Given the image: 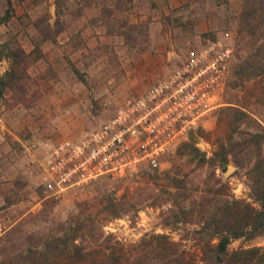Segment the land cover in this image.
Listing matches in <instances>:
<instances>
[{
	"label": "rangeland",
	"instance_id": "374dc122",
	"mask_svg": "<svg viewBox=\"0 0 264 264\" xmlns=\"http://www.w3.org/2000/svg\"><path fill=\"white\" fill-rule=\"evenodd\" d=\"M9 3L8 16L0 22V42L7 47L0 56V233L15 223L25 227L31 214L28 225L44 231L56 229L77 203L116 197L129 189L136 197L147 195L146 201L136 209L107 216L102 220L103 231L125 243L136 242L145 233L162 232L193 253L206 242V236L196 230L198 225L192 219L170 226L164 223L173 212L167 211L170 200L163 198L159 189L175 190L165 185L170 175L183 177L191 194L184 204L191 215L199 207L194 202L202 193L198 187L205 181L206 186L214 185L215 177L233 196L251 200L245 167L237 166L230 152L221 168L212 163L217 143L229 135L239 140L249 124L236 125L232 111L227 112V122L222 119L225 110H221L234 106L243 91L248 94L257 90L253 101L244 106L264 126V91L257 82L263 75L239 79L236 85L233 82L237 79L233 68L240 37L237 16L241 0ZM6 7V0H0V14ZM223 30L230 32L235 51L219 104L182 144L164 156L159 167L141 165L127 176L100 177L76 193L65 191L54 196L42 190L35 160L45 146L95 127L127 94L143 90L162 76L188 46L212 39ZM236 156L246 162L248 157L255 160L254 152ZM227 163L233 168L225 173ZM249 246L264 249V230L232 238L227 244L229 250ZM58 260V264L66 262L65 257Z\"/></svg>",
	"mask_w": 264,
	"mask_h": 264
},
{
	"label": "trees",
	"instance_id": "16d2710c",
	"mask_svg": "<svg viewBox=\"0 0 264 264\" xmlns=\"http://www.w3.org/2000/svg\"><path fill=\"white\" fill-rule=\"evenodd\" d=\"M6 2L0 22L8 16L10 3L9 0ZM237 31L240 37L235 52L233 73L237 79L233 81L234 85L240 84L239 79L264 76V0H241ZM5 47L0 42V56ZM263 76L257 79L261 91H264ZM255 92L247 94L243 91L234 106L228 105L221 110V113L225 110L222 119L226 122L227 112L232 111L236 125L246 121L249 124L239 140L230 139L229 135L217 143V149L212 153V163L219 168L229 152L237 166L245 167L247 196L251 200L233 196L223 188L227 185L215 177L212 182L215 186H206V181L203 187L197 186L202 193L194 201L199 207L191 215L192 211L187 210L184 204L191 194L183 177L167 175L170 182L165 185L175 190L159 189L163 198L170 200L167 211L173 212L164 223L170 226L192 219L191 222L198 225L196 230L206 236V242L199 245L195 252L188 251L178 240L162 232L145 233L136 242L128 243L110 232H104L103 219L136 209V205L148 197H136L132 190L127 189L116 197H105L104 200L92 198L77 203L64 223L58 222L53 230L44 231L28 225L32 222V214L25 220V227L15 223L4 228L0 233V264H58L59 256L66 258L65 264H264V249L260 247L227 248L232 238L252 236L264 230V126L244 106L253 101ZM2 94L3 81L0 78V100ZM251 152L255 153L253 162L249 157L246 162L236 156L239 153L246 156ZM201 160L203 162V157ZM190 215L191 218H188Z\"/></svg>",
	"mask_w": 264,
	"mask_h": 264
},
{
	"label": "built area",
	"instance_id": "2783aa9c",
	"mask_svg": "<svg viewBox=\"0 0 264 264\" xmlns=\"http://www.w3.org/2000/svg\"><path fill=\"white\" fill-rule=\"evenodd\" d=\"M234 51L228 30L188 46L162 76L127 94L98 125L45 146L35 160L42 190L76 193L100 177L127 176L141 165L159 167L219 104Z\"/></svg>",
	"mask_w": 264,
	"mask_h": 264
},
{
	"label": "water",
	"instance_id": "95a60500",
	"mask_svg": "<svg viewBox=\"0 0 264 264\" xmlns=\"http://www.w3.org/2000/svg\"><path fill=\"white\" fill-rule=\"evenodd\" d=\"M232 168H233V166H232V164H226V171H225V173H228V172H230L231 170H232Z\"/></svg>",
	"mask_w": 264,
	"mask_h": 264
},
{
	"label": "crops",
	"instance_id": "0c3cea01",
	"mask_svg": "<svg viewBox=\"0 0 264 264\" xmlns=\"http://www.w3.org/2000/svg\"><path fill=\"white\" fill-rule=\"evenodd\" d=\"M27 169H28V164L25 165L24 171L26 172Z\"/></svg>",
	"mask_w": 264,
	"mask_h": 264
}]
</instances>
